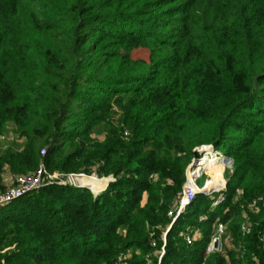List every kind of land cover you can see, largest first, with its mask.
Wrapping results in <instances>:
<instances>
[{"label": "trees", "instance_id": "trees-1", "mask_svg": "<svg viewBox=\"0 0 264 264\" xmlns=\"http://www.w3.org/2000/svg\"><path fill=\"white\" fill-rule=\"evenodd\" d=\"M9 124L24 144L0 151V191L42 164L114 180L6 205L0 264H264V0H0V132ZM210 145L234 160L226 188L173 222ZM218 222L232 249L204 261Z\"/></svg>", "mask_w": 264, "mask_h": 264}, {"label": "rangeland", "instance_id": "rangeland-1", "mask_svg": "<svg viewBox=\"0 0 264 264\" xmlns=\"http://www.w3.org/2000/svg\"><path fill=\"white\" fill-rule=\"evenodd\" d=\"M131 57L134 60H144L148 62L150 58V51L148 49L133 50L131 53ZM121 114H122L121 109L115 105L114 113L112 114V120L116 122L118 118L121 116ZM105 133H106L105 127L101 126L93 134V137L103 140L105 137ZM125 135L128 136V133L126 132ZM18 136L19 134L17 133V130L14 127V125L12 124L7 125L6 128L3 130V132H0V151H3L5 149L21 151L23 144H24V139H20ZM210 146H211L210 148L211 150L209 149L207 151L203 150L204 146L198 148L197 153L199 154V157H196L193 160L190 168L187 171V179L189 177L191 178L192 176L193 181L195 180V176H197V174H200L199 175L200 177L197 179V182H196L199 189L202 190L205 187L206 183L208 182L209 184L208 186L210 187L208 189L209 193H207V195H212L213 193H216L215 191L219 192V190L225 189L227 185L226 174L227 172H231L232 174L233 169H234V160L232 158L227 157L224 151L220 152L213 145H210ZM220 153L223 155V157H221L222 158L221 160H217V158L220 156L219 155ZM206 161H210L213 166L204 167ZM195 171L197 172L194 173ZM65 174L73 176V177L71 176L70 177L71 179H74V174L76 173H65ZM81 178L85 180L86 183H89V184H90V180H88L87 178H97L100 181H105L109 179V182L114 180L112 176L108 178H99L97 174H93L92 176L87 175L86 177H80L79 179ZM75 179L76 180H72V181H75L77 184H81V181L77 180V177H75ZM166 232H167V229L164 231V235ZM224 244H226V247L224 246ZM226 248L231 250L232 246L230 245V240L227 239L225 241L223 238L222 252L220 253L225 254ZM155 255L157 256L158 254L155 253Z\"/></svg>", "mask_w": 264, "mask_h": 264}, {"label": "built area", "instance_id": "built-area-1", "mask_svg": "<svg viewBox=\"0 0 264 264\" xmlns=\"http://www.w3.org/2000/svg\"><path fill=\"white\" fill-rule=\"evenodd\" d=\"M209 147V146H207ZM206 148V147H204ZM204 150V149H203ZM46 154V150L43 151V155ZM220 156L217 158V160H221L223 157V155L220 153ZM71 175H67V174H63V173H59V172H55V173H51L49 172L45 165L42 164L38 170V172L36 173H30V174H24V175H20L17 176L15 178V182L12 186H9L6 188V190L4 191H0V211L8 204H10L11 202H14L17 199H20L28 194H31L33 192L39 191L41 190L43 187L47 186V185H51V184H58V185H73V186H77V187H85L86 186H82L81 184H77L75 181L72 180H76L75 177H77V180H80V177H86L87 175L85 174H74V179H71ZM200 176L196 177L194 180V184L195 187L190 186V180L189 178L187 179V184L185 186L184 192L181 196V200H180V205L178 207V210L174 216V212H170L169 216L173 217L175 222L178 217H180L181 214H183L186 210V207L189 206L191 204V202L194 201L196 195L199 192H203V193H209L207 187H208V182L206 183L205 187L201 190L198 188L197 186V179ZM225 189L219 190V192L223 191ZM218 192V191H215ZM225 200V197L222 195L220 197V199L218 200V202L216 203L219 204L221 202H223ZM259 201H262V198H260L259 200H256L253 202V204L251 205L252 208H256L257 204ZM244 230H246V228L244 227ZM169 229L167 230V232L164 235V243L166 244L167 242V233H168ZM226 235V225L223 224L222 222H218L217 226L215 228V233L211 238V241L209 243V245L207 246V249L205 251V258L204 261L210 257L213 254L216 253H220L222 252V241L223 238ZM197 237V233H190L189 235L186 236V241L188 243V245L192 246L196 240ZM218 242V246H215V243ZM165 244L164 247L162 248V252H161V257H163V255L165 254ZM156 244L153 242V246H155ZM122 256L120 257V259L122 260ZM205 264V263H203Z\"/></svg>", "mask_w": 264, "mask_h": 264}, {"label": "bare ground", "instance_id": "bare-ground-1", "mask_svg": "<svg viewBox=\"0 0 264 264\" xmlns=\"http://www.w3.org/2000/svg\"><path fill=\"white\" fill-rule=\"evenodd\" d=\"M211 148V146H209V147H206L204 150L205 151H207L208 149H210ZM197 171H195L194 173H196ZM200 174H197V176H195V178L196 177H198ZM85 179V178H84ZM88 180H90V184L89 183H86L85 182V180H80L81 181V184L83 185V186H86V188H88L89 190H91V191H93L94 193H99V192H101L104 188H105V186H106V184H107V182L109 181L108 179L107 180H105V181H100V180H98L97 178H87ZM189 180H190V177H189ZM88 184V185H87ZM190 186H193V187H195V184H194V181H190V184H189ZM209 185V184H208ZM209 187L210 186H208L207 187V189H209ZM107 188V187H106ZM106 188H105V190H106ZM105 190H103V191H105ZM102 191V192H103Z\"/></svg>", "mask_w": 264, "mask_h": 264}, {"label": "crops", "instance_id": "crops-1", "mask_svg": "<svg viewBox=\"0 0 264 264\" xmlns=\"http://www.w3.org/2000/svg\"><path fill=\"white\" fill-rule=\"evenodd\" d=\"M4 179L7 187L11 186L14 181V178L10 174L4 175Z\"/></svg>", "mask_w": 264, "mask_h": 264}, {"label": "water", "instance_id": "water-1", "mask_svg": "<svg viewBox=\"0 0 264 264\" xmlns=\"http://www.w3.org/2000/svg\"><path fill=\"white\" fill-rule=\"evenodd\" d=\"M205 149V148H204ZM110 183V182H109ZM109 185V184H108ZM108 185H107V187H108ZM94 193V192H93ZM94 194H96V193H94ZM99 193H97L96 195H98ZM215 246L217 247L218 246V242H216L215 243Z\"/></svg>", "mask_w": 264, "mask_h": 264}]
</instances>
